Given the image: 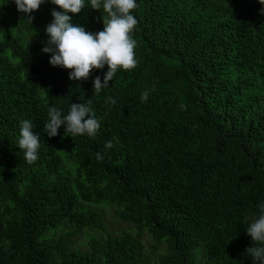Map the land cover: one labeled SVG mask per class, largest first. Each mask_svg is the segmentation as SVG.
I'll use <instances>...</instances> for the list:
<instances>
[{
  "label": "trees",
  "instance_id": "1",
  "mask_svg": "<svg viewBox=\"0 0 264 264\" xmlns=\"http://www.w3.org/2000/svg\"><path fill=\"white\" fill-rule=\"evenodd\" d=\"M136 2L137 67L94 94L107 66L73 81L42 51L61 9L47 0L30 23L0 0V264H149L144 232L155 264H264L246 254L264 204V4ZM105 16L85 0L72 23L97 33ZM90 99L94 137L48 136L49 107L67 115ZM24 120L40 138L33 164L18 146ZM91 205L116 207L136 235L110 234ZM82 229L103 236L82 250Z\"/></svg>",
  "mask_w": 264,
  "mask_h": 264
},
{
  "label": "clouds",
  "instance_id": "2",
  "mask_svg": "<svg viewBox=\"0 0 264 264\" xmlns=\"http://www.w3.org/2000/svg\"><path fill=\"white\" fill-rule=\"evenodd\" d=\"M17 11L28 16L31 23L32 13L38 11L47 0H13ZM61 11L53 10L52 22L46 27L48 36L47 44L42 49L44 53H50L49 63L53 67H61L69 70V79L73 81L88 80L93 70H102L107 66V72L101 77L97 76L93 81L94 94H99L109 87V81H113L118 69L128 71L137 67L138 61L135 55L137 42L132 33L138 21L132 14L139 5L136 0H90L93 10H103L106 13L103 20V30L92 33L85 27L72 23V15L79 14L85 8V0H50ZM264 4V0H259ZM72 14V15H70ZM150 91L145 90L141 94V101L147 102ZM87 103L71 104L67 115L55 106L48 108V120L44 130L49 137H56L58 130L64 126L65 133L71 136L85 135L94 137L101 127L100 121L95 118V113ZM106 103L114 105L116 100L109 96ZM18 146L24 151V158L29 164L38 160L40 138L33 132V124L30 120H24L20 126ZM111 141L105 144V148H111ZM96 158L102 161L103 157L97 153ZM259 215L255 217L247 228V235L251 238L253 246L246 249V254L254 260L264 262V204L257 206ZM259 244L261 246H255Z\"/></svg>",
  "mask_w": 264,
  "mask_h": 264
},
{
  "label": "rangeland",
  "instance_id": "3",
  "mask_svg": "<svg viewBox=\"0 0 264 264\" xmlns=\"http://www.w3.org/2000/svg\"><path fill=\"white\" fill-rule=\"evenodd\" d=\"M94 210L100 217L101 223L104 229L113 235H123L130 234L135 236L137 233V229L131 225L124 223L120 219L115 216L116 207L107 206V205H99V206H87ZM72 229L65 228L60 231V233L70 232ZM102 233L93 229H82L78 230L73 238L74 247L80 248L82 250L89 249V241L91 238L99 239L102 237ZM142 246L143 252L146 255L149 264H155V254L151 252L150 246L154 245L153 240L147 233H143L142 235ZM161 250V249H160Z\"/></svg>",
  "mask_w": 264,
  "mask_h": 264
}]
</instances>
